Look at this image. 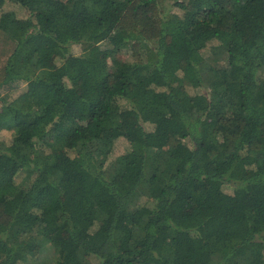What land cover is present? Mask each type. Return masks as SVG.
<instances>
[{
  "label": "trees",
  "instance_id": "obj_1",
  "mask_svg": "<svg viewBox=\"0 0 264 264\" xmlns=\"http://www.w3.org/2000/svg\"><path fill=\"white\" fill-rule=\"evenodd\" d=\"M263 193L264 0H0V264H264Z\"/></svg>",
  "mask_w": 264,
  "mask_h": 264
},
{
  "label": "rangeland",
  "instance_id": "obj_2",
  "mask_svg": "<svg viewBox=\"0 0 264 264\" xmlns=\"http://www.w3.org/2000/svg\"><path fill=\"white\" fill-rule=\"evenodd\" d=\"M28 86H30V85L29 84H23L21 88L23 90V89H26V87H28ZM31 87H33V84L32 83H31ZM80 121H81V123L85 127L84 132L86 133V135L89 136V137H91L94 134L95 129L89 131L87 128H89L90 123L92 121V118L90 116H82L80 118ZM166 130H167L166 121L164 119H162L160 122L157 123L156 131L159 134H164L166 132ZM60 161H61L60 164H63V163H65L67 161V159L64 158V157L63 158L61 157L60 158ZM67 173H68V170H67L66 174ZM70 184H71V182L69 181V178L66 177L65 178V182L62 184V188H63L64 192H66L70 188ZM65 197H68V194H65ZM255 198L258 201L264 200V193L263 194L256 195ZM62 234L63 235H61V237H63L64 240L67 241L70 238L69 234L66 233L65 231H63Z\"/></svg>",
  "mask_w": 264,
  "mask_h": 264
}]
</instances>
